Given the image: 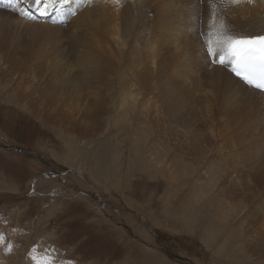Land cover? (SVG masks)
Masks as SVG:
<instances>
[{
    "label": "bare ground",
    "instance_id": "1",
    "mask_svg": "<svg viewBox=\"0 0 264 264\" xmlns=\"http://www.w3.org/2000/svg\"><path fill=\"white\" fill-rule=\"evenodd\" d=\"M9 1H0V87L15 95L5 101L86 138L107 122L112 148L126 141L131 172L137 154L140 169H159L182 231L199 228L209 247L220 237L213 249L228 262L264 264V95L206 54V0H70L65 14ZM220 17L234 33L259 34L264 0L225 4Z\"/></svg>",
    "mask_w": 264,
    "mask_h": 264
},
{
    "label": "rangeland",
    "instance_id": "2",
    "mask_svg": "<svg viewBox=\"0 0 264 264\" xmlns=\"http://www.w3.org/2000/svg\"><path fill=\"white\" fill-rule=\"evenodd\" d=\"M13 92L0 87V172L21 180L17 159L34 168L30 166L27 179L32 177H24L19 191L7 192L0 183L2 259L7 255L15 264H36L32 257L46 254L54 264H235L213 249L220 237L209 247L207 233L199 235V228L182 231L159 169H140L144 162L137 154L131 158V172L127 153L121 152L126 141L116 138L119 145L113 149L107 122L100 137H82L51 122L43 111L5 101ZM105 140L107 147L100 148ZM10 144L18 153L3 149ZM24 149L36 156L26 157ZM147 156L145 162L151 164L155 155ZM43 162L53 169L46 170ZM146 256H155L159 263ZM245 259L252 264V257Z\"/></svg>",
    "mask_w": 264,
    "mask_h": 264
},
{
    "label": "snow or ice",
    "instance_id": "3",
    "mask_svg": "<svg viewBox=\"0 0 264 264\" xmlns=\"http://www.w3.org/2000/svg\"><path fill=\"white\" fill-rule=\"evenodd\" d=\"M18 3L19 0H12ZM119 5L121 0H112ZM211 9L212 22L209 29L203 33L202 47L213 62L230 68L231 72L239 78L249 89L257 90L264 95V34L241 35L234 33L226 24L223 17L217 20V8L225 4L236 6L242 3L252 4L255 0H206ZM70 0H34L35 5H42V14L56 7L61 14L66 10L62 7ZM92 3V0H87ZM40 10V9H38ZM75 15L74 9H67ZM23 16L33 18L30 13L21 11ZM4 243V236L0 235V244ZM11 251V246L8 247ZM36 264H54V258L48 255L33 256ZM71 264V262H69Z\"/></svg>",
    "mask_w": 264,
    "mask_h": 264
},
{
    "label": "crops",
    "instance_id": "4",
    "mask_svg": "<svg viewBox=\"0 0 264 264\" xmlns=\"http://www.w3.org/2000/svg\"><path fill=\"white\" fill-rule=\"evenodd\" d=\"M9 149L11 152H15V153H18L17 152V149L15 150V147H14V145H12V144H10L9 146H6V147H4L3 149ZM21 160L20 159H17V162H18V164L20 165V168L23 170V176H22V179L21 180H16V179H14V177L12 176V174H10V173H8L7 175L6 174H3V173H1L0 172V183L1 182H3V183H5V186L8 188L6 191L7 192H14V190L15 189H17L18 191H19V189L21 188V185H20V183L21 184H24V177H25V179H27V172H29V170L31 171L32 170V168L30 167V166H32V165H27V167L26 166H23V165H21V162H20ZM15 162V161H14ZM14 166V165H13ZM33 167V166H32ZM34 168V167H33ZM26 172V173H25ZM7 177H9L10 178V182L9 181H7L5 178H7ZM32 177V176H31ZM30 177V178H31ZM30 178L29 179H27L28 181H30ZM33 179V178H32ZM31 179V180H32ZM19 183H18V182Z\"/></svg>",
    "mask_w": 264,
    "mask_h": 264
},
{
    "label": "water",
    "instance_id": "5",
    "mask_svg": "<svg viewBox=\"0 0 264 264\" xmlns=\"http://www.w3.org/2000/svg\"><path fill=\"white\" fill-rule=\"evenodd\" d=\"M161 249L169 256V257H171L172 259H174V260H176V261H178V262H183V259L180 257V256H178V255H175V254H172V253H170L169 251H167V250H165L164 248H162L161 247Z\"/></svg>",
    "mask_w": 264,
    "mask_h": 264
},
{
    "label": "flooded vegetation",
    "instance_id": "6",
    "mask_svg": "<svg viewBox=\"0 0 264 264\" xmlns=\"http://www.w3.org/2000/svg\"><path fill=\"white\" fill-rule=\"evenodd\" d=\"M22 147H23V146H22ZM19 148H20V147H19ZM23 148H27V147H23ZM24 151H25V152H29L28 150H25V149H24ZM29 153L33 156V153H32V152H29Z\"/></svg>",
    "mask_w": 264,
    "mask_h": 264
}]
</instances>
